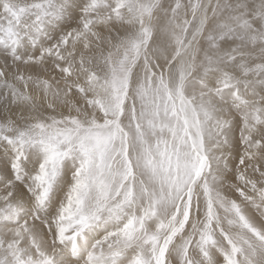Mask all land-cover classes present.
<instances>
[{"label": "snow or ice", "instance_id": "snow-or-ice-1", "mask_svg": "<svg viewBox=\"0 0 264 264\" xmlns=\"http://www.w3.org/2000/svg\"><path fill=\"white\" fill-rule=\"evenodd\" d=\"M0 264H264V0H0Z\"/></svg>", "mask_w": 264, "mask_h": 264}]
</instances>
